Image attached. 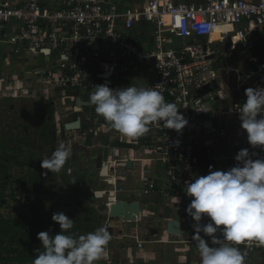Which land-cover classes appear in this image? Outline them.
Instances as JSON below:
<instances>
[{
	"label": "built area",
	"instance_id": "obj_1",
	"mask_svg": "<svg viewBox=\"0 0 264 264\" xmlns=\"http://www.w3.org/2000/svg\"><path fill=\"white\" fill-rule=\"evenodd\" d=\"M120 18H126L125 29L118 26ZM139 19L153 26L155 43L150 50L130 35ZM224 26H237L235 41L217 38ZM262 27L264 0H201L190 4L146 0L142 10L130 14L119 13L106 0H59L53 5L40 0L18 4L0 0V50L9 48V61L38 59L42 82L52 86L58 83L68 93L75 113L87 107L95 112L90 95L94 86L106 83L112 89L159 84L165 101L176 104L188 121L182 132L161 123L141 137L121 141L152 155L135 161L161 164L165 175L161 189L172 199L179 198L175 201L179 211H185L194 199L186 194V183L208 175L210 166L215 170L222 158L236 166V155L247 149L253 160L264 159V148L249 144L238 112L247 99V88L264 87V50L258 53L254 36ZM239 54L249 55L248 72L231 67V60ZM223 69L224 75H235V86L227 85L228 78L220 80ZM213 79L219 87L198 96V90ZM233 96L239 99H231ZM79 99L89 106L79 105ZM85 118L100 123L103 117ZM207 122L211 126H206ZM233 129L240 130L238 144L224 155L221 150L227 148L224 142ZM150 186L156 189V185ZM236 246L245 264L264 247L247 240Z\"/></svg>",
	"mask_w": 264,
	"mask_h": 264
},
{
	"label": "rangeland",
	"instance_id": "obj_2",
	"mask_svg": "<svg viewBox=\"0 0 264 264\" xmlns=\"http://www.w3.org/2000/svg\"><path fill=\"white\" fill-rule=\"evenodd\" d=\"M230 30L235 32L236 28ZM228 38L235 41L236 33L228 35ZM227 46L225 44L224 48ZM247 60L245 57H236L230 64L234 69L248 72L251 65ZM39 64L38 59L9 61V48L0 51V247H23L29 242L42 245L37 238L38 233L49 232L54 235L60 232V226L53 221L52 216L63 212L74 219L71 233L77 237L94 232L99 227H107L111 236H116V231L122 229L120 238L124 235L128 240H111L106 256L97 262L105 263L107 255L114 259L112 255L118 253L116 259L120 256V250L129 245H139L131 234L139 230V222L134 221L141 217L132 222L111 217L108 204L114 198L121 200L122 190L128 184L132 188L129 195L135 194L134 198H140L141 192L138 190V194L133 189L135 178L129 179L128 183L121 181L117 184L121 167H111L113 177H100L98 170L92 167L96 150L91 158H86L83 152H76L72 147V156L59 173L52 174L41 168V160L50 158L60 143L73 146L76 142H83L90 130L87 127L76 131L64 130L65 123L76 120L83 114L93 117L99 115L89 107L82 113H75L71 99L67 97L68 93L58 83L52 86L42 82L38 72ZM225 72L226 69L221 71L220 80L228 78L227 85L235 86V75H224ZM99 122L92 128L99 132L94 138L93 146L97 149L110 142L104 134L116 133L109 131V127L102 126L103 123L107 124L103 118ZM53 125H56V129ZM230 138L238 140L235 134ZM230 147L231 145L225 153H230ZM118 151L120 156L133 153L138 157H152L138 146L131 150L118 148ZM135 158L137 157L134 156L133 159ZM140 166L142 167V163ZM160 166L158 162L159 169ZM45 172L47 175H44ZM140 175L142 176V171ZM157 175L161 181L163 174L159 172ZM106 179L115 180L114 185H109ZM149 184L157 185V181L151 180ZM101 191H107L105 196L97 197V193ZM109 191H115L117 196L108 198ZM169 198V205H175L176 199Z\"/></svg>",
	"mask_w": 264,
	"mask_h": 264
},
{
	"label": "clouds",
	"instance_id": "obj_3",
	"mask_svg": "<svg viewBox=\"0 0 264 264\" xmlns=\"http://www.w3.org/2000/svg\"><path fill=\"white\" fill-rule=\"evenodd\" d=\"M245 94L247 99L238 110L241 127L253 148H264V87L247 88ZM89 102L110 130L130 139L161 123L178 133L188 124L176 104L165 101L159 84L117 89L107 83L96 85ZM71 156L72 146L60 143L50 158L41 160V168L59 173ZM235 160L236 166L227 171L210 166L208 175L186 183V194L194 198L186 211L195 221L193 239L199 264H245L236 245L247 240L264 246V159L253 160L252 154L242 149ZM205 217L209 218L206 224L202 223ZM52 219L61 231L38 233L43 250L37 249L33 264H97L106 256L112 239L107 227L77 237L71 233L74 219L63 212L54 213ZM204 237L211 238L212 246Z\"/></svg>",
	"mask_w": 264,
	"mask_h": 264
},
{
	"label": "crops",
	"instance_id": "obj_4",
	"mask_svg": "<svg viewBox=\"0 0 264 264\" xmlns=\"http://www.w3.org/2000/svg\"><path fill=\"white\" fill-rule=\"evenodd\" d=\"M14 4L21 3L25 0H9ZM46 5H53L59 0H40ZM109 7H114L116 11L122 14H130L136 11H140L143 9V6L145 5L146 0H106ZM178 3H184V4H190L195 3L201 0H176ZM250 2L257 1V0H247ZM126 18H120L118 26L122 29H125ZM233 27L237 28V26H224L220 31V36L222 42L228 41L226 38L227 35L225 33L233 34L236 32H232ZM130 35L134 37L137 41L142 43L145 50H150L154 47L155 43V35H154V29L153 26L150 24L149 21L145 19H139L135 22L132 30L130 31ZM255 39L258 42V53H261L264 50V27L261 29H258L255 34ZM226 37V38H225ZM179 41V42H178ZM189 42V40H186ZM177 43H182V40H177ZM1 51V50H0ZM239 58L244 57L243 55H238ZM245 58L248 59L246 56ZM249 63V59L247 60ZM146 66L143 67V70L145 71ZM138 84V83H137ZM236 96L231 97V99H235ZM85 111V110H84ZM83 111V112H84ZM87 116V115H86ZM86 116L81 115L82 120V128L84 127V124H86L87 129L94 128L93 125L96 122H89L86 120ZM74 121V120H73ZM102 126L109 127L106 124H102ZM91 131V130H89ZM112 131V130H109ZM114 131V130H113ZM230 135L235 134L236 138L239 139L240 136V130L233 129L232 131H229ZM99 134V133H98ZM120 133L116 131L114 134H104L105 138H108V141H113L116 138H120L122 140L128 139L125 136H119ZM238 135V136H237ZM231 139L229 142L228 140ZM109 142V143H110ZM227 145V148H225V151L229 149V145H231V149L234 145L238 144V140L235 141V138L227 137V140L224 142ZM121 149V148H120ZM128 149V148H127ZM133 149V148H131ZM129 149V150H131ZM225 151L221 150V152ZM119 152V151H118ZM220 152V153H221ZM222 155V157H224ZM138 157L134 155L133 153H128V155L125 153L121 158H123V165L121 166L120 170H125L128 160H133V157ZM221 161H225L226 163H220ZM154 161H134V171L128 170V179H122V181L129 182V179L135 178V186H133V189L139 194L138 190L141 192V197L134 198V200H139L141 202V217L140 219L134 221L139 222L138 227L139 230L135 232L134 234H131L132 238H136L139 245H129L125 249L120 250V256L115 259V256H118L117 254L112 255V258L115 260H118L119 262H115L114 259H111L110 256L107 255L106 262L100 263V264H199V258H198V251L196 248V241L193 239V236L195 235L194 227L195 224L194 219L188 215L187 211H179L176 209L175 205L170 206L169 203L171 202L169 196L166 195L165 190L161 189L162 187V181H160L159 177H157V173H162L164 178V173L162 170V166H160V169L157 167L158 162ZM142 163V167L140 166ZM220 163V164H219ZM149 168L151 173L146 174L145 171H143L144 168ZM234 166H231L229 162L225 159H221L217 162L215 165V170H222L227 171L230 168ZM142 171V176L140 175ZM145 176H150L157 181L156 189L151 190L150 186H148L145 183ZM132 190V188H129V184L127 188H123V193L121 196L124 197H133V195H129L128 192ZM105 196L106 191H103ZM102 196V197H103ZM101 197V198H102ZM113 199V198H111ZM114 201L115 198H114ZM165 202V204L163 203ZM109 208V207H108ZM120 218V217H119ZM170 219H178L181 221V234L180 235H171L168 232V221ZM122 220V219H121ZM209 222V218L205 217L202 223L206 224ZM113 231V229H112ZM122 233V229H119L116 231V236H111L114 242L116 238L128 240L124 235L122 238H120ZM203 236V233H201ZM180 238V239H179ZM206 240L209 241L210 246L211 241L209 237H204ZM111 250L109 251V254ZM115 252V251H114ZM114 256V257H113ZM249 264H264V247H262L256 254V256L253 258V261Z\"/></svg>",
	"mask_w": 264,
	"mask_h": 264
},
{
	"label": "water",
	"instance_id": "obj_5",
	"mask_svg": "<svg viewBox=\"0 0 264 264\" xmlns=\"http://www.w3.org/2000/svg\"><path fill=\"white\" fill-rule=\"evenodd\" d=\"M220 33L218 32L217 38H219ZM249 57V55H247ZM219 83L217 79H213L211 83L203 86L201 89L198 90V96L204 95L207 92L212 91L214 88H218ZM79 105H84V106H89V102H84L81 99L78 100ZM205 118H208V115L205 116ZM206 126H211L210 122L206 123ZM222 126H224V123H222ZM65 128L66 130L69 131H76L80 130L82 128V118L78 117L74 121H69L65 123ZM97 135L96 131H89L87 135L85 136V140L83 142H76L73 144V149L76 152H83L85 154L86 158H90L91 156V148L94 146V138ZM110 148L113 149V152L115 153L118 148H128L131 149L133 148V145L128 142L120 141L118 139L113 140L111 143L106 145L104 147L103 152L97 156L96 161H95V166L97 169H100V174L103 177H113V175L110 173L109 170V151ZM126 169L124 170L123 174L127 175L128 170H133L134 169V161L133 160H128L126 164ZM111 183L113 184V180H111ZM97 197H102L104 192L101 191L97 193ZM111 196L116 197L117 194L115 191H111ZM109 212L111 217H119L120 214L124 216H132L133 213H136L138 215H141V202L139 200H134V197H124L121 200H116L114 201L111 206L109 207ZM168 232L171 235H180L182 230H181V221L178 219H170L168 221ZM108 250V246L106 251Z\"/></svg>",
	"mask_w": 264,
	"mask_h": 264
},
{
	"label": "trees",
	"instance_id": "obj_6",
	"mask_svg": "<svg viewBox=\"0 0 264 264\" xmlns=\"http://www.w3.org/2000/svg\"><path fill=\"white\" fill-rule=\"evenodd\" d=\"M86 128V124H84ZM56 129V125H53ZM54 129V130H55ZM64 130H66L64 126ZM0 264H33V260L37 254V249L43 250L42 245L37 243H27L23 247H0Z\"/></svg>",
	"mask_w": 264,
	"mask_h": 264
},
{
	"label": "flooded vegetation",
	"instance_id": "obj_7",
	"mask_svg": "<svg viewBox=\"0 0 264 264\" xmlns=\"http://www.w3.org/2000/svg\"><path fill=\"white\" fill-rule=\"evenodd\" d=\"M83 126V125H82ZM82 129V128H81ZM93 131H95V130H93ZM97 132V135H98V131H96ZM87 135V134H86ZM96 135V136H97ZM95 136V137H96ZM109 143L107 142V144H103V145H101V148L100 149H97L96 147L94 148V147H92L91 148V156H90V158L92 157V155L94 154L93 153V151L94 150H96L97 151V154L93 157L94 158V163H93V165H92V167H94L95 169H97L96 168V166H95V161H96V158H97V156L98 155H100L102 152H103V150H104V147L106 146V145H108ZM135 161V160H134ZM123 158H121V156H120V154H119V152H118V150L114 153L113 152V149L112 148H110V151H109V160H108V163H109V170H110V173H111V167H112V169H113V167H121L122 165H123ZM124 165L125 166H127L125 163H124ZM91 167V168H92ZM98 170V174L100 175V177H103L101 174H100V169H97ZM131 171H134V169L133 170H131ZM143 171H145V173L146 174H148L149 175V173H151V171H150V169L149 168H144L143 169ZM123 172H124V170L122 169V170H120V174H119V176H120V178L117 180V184H118V182H121L122 181V179H125V178H127L128 177V174L127 175H125V174H123ZM110 177V176H109ZM112 177V176H111ZM106 178H108V177H106ZM128 179V178H127ZM111 180L112 179H106V181H107V183L109 184V185H114V183H115V180H113V184L111 183ZM144 180H145V183L149 186V182L151 181V180H155V179H153V177H150V176H145V178H144ZM136 181V180H135ZM107 192V191H106ZM107 195H108V198H112V196H111V191H109L108 193H107Z\"/></svg>",
	"mask_w": 264,
	"mask_h": 264
},
{
	"label": "bare ground",
	"instance_id": "obj_8",
	"mask_svg": "<svg viewBox=\"0 0 264 264\" xmlns=\"http://www.w3.org/2000/svg\"><path fill=\"white\" fill-rule=\"evenodd\" d=\"M114 198V197H113ZM114 201H111V203H113ZM108 207H110L109 206V204H108ZM140 215H138V214H136V213H133V215L132 216H124V215H122V214H120L119 215V217L121 218V219H125V220H127V221H134L135 219H137L138 217H139ZM118 217V218H119Z\"/></svg>",
	"mask_w": 264,
	"mask_h": 264
}]
</instances>
